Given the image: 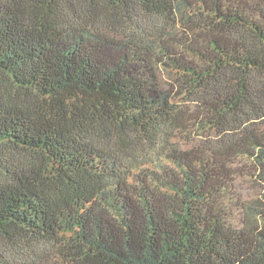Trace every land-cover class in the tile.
<instances>
[{
	"label": "trees",
	"instance_id": "trees-1",
	"mask_svg": "<svg viewBox=\"0 0 264 264\" xmlns=\"http://www.w3.org/2000/svg\"><path fill=\"white\" fill-rule=\"evenodd\" d=\"M0 264H264V0H0Z\"/></svg>",
	"mask_w": 264,
	"mask_h": 264
},
{
	"label": "rangeland",
	"instance_id": "rangeland-1",
	"mask_svg": "<svg viewBox=\"0 0 264 264\" xmlns=\"http://www.w3.org/2000/svg\"><path fill=\"white\" fill-rule=\"evenodd\" d=\"M240 188L243 190L244 195L253 194L254 192V187L253 186L249 187V185L247 184L240 186Z\"/></svg>",
	"mask_w": 264,
	"mask_h": 264
}]
</instances>
